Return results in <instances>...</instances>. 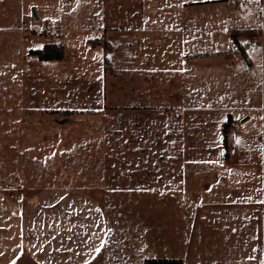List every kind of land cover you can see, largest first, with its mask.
I'll list each match as a JSON object with an SVG mask.
<instances>
[{"label": "rangeland", "instance_id": "1", "mask_svg": "<svg viewBox=\"0 0 264 264\" xmlns=\"http://www.w3.org/2000/svg\"><path fill=\"white\" fill-rule=\"evenodd\" d=\"M232 1L205 9L216 43L192 50L236 52L224 30L260 25L264 0ZM123 2L0 0V195L25 234L8 264H264V47L243 51L252 66L232 55L195 70L188 109L145 75L176 67L179 46L117 32L101 48L107 26L138 21ZM247 29L242 50L261 42ZM126 37L140 43L132 60ZM46 42L62 60L29 54Z\"/></svg>", "mask_w": 264, "mask_h": 264}, {"label": "crops", "instance_id": "2", "mask_svg": "<svg viewBox=\"0 0 264 264\" xmlns=\"http://www.w3.org/2000/svg\"><path fill=\"white\" fill-rule=\"evenodd\" d=\"M124 9L131 10L136 9L137 20H134L133 15H128V20L124 18L123 26L111 25L107 26L109 30L102 31L101 35L105 36L104 41L108 43L115 42L118 38L113 37L117 32H123L129 35L139 36L142 40L143 35H147V38L155 39L160 41L161 44L170 42L179 46V54L176 59L178 60L176 67H172L171 70L160 71V69L146 70L145 75L153 77L152 81L149 78L152 87L159 89L161 92H171L174 95L173 99L183 100L186 102V106L189 109L190 99L187 98L186 94L190 93L189 86L192 83H203L204 80H198L196 78L195 70H202L205 67V63L211 60H219L222 62V58L227 59L232 55L241 54L234 52V48L222 52L221 50L215 51H194L192 47L201 46L211 42L212 35H215L216 29L218 28L219 22L216 23V16L211 13L209 7H221L224 6L232 7L234 10L237 7H233L235 1L229 2L230 0H123ZM262 1L260 6L263 7ZM239 0L237 1L238 6ZM5 6V3H2ZM206 5V6H205ZM208 5V6H207ZM222 8V9H223ZM203 12L201 15L200 13ZM246 11H242L244 13ZM128 13V12H127ZM264 9H262V15ZM200 15V16H199ZM40 19V17H39ZM247 19V18H246ZM245 19V20H246ZM259 24L255 25H244L239 27H231L224 30L230 37V31L241 30L247 28H257L261 31V44L262 49L264 47V16H260ZM118 30L115 31V29ZM220 32V31H219ZM218 32V33H219ZM111 35V37L109 36ZM219 35V34H218ZM113 37V38H112ZM231 39V37H230ZM232 41V39H231ZM48 43V42H46ZM46 43H43L46 44ZM51 43V42H49ZM233 43V41H232ZM140 43L134 41L132 37H126L122 43L121 49L124 54H128L130 57H126L132 60L134 54V47ZM234 44V43H233ZM99 45H96L98 47ZM235 47V46H234ZM103 48V47H101ZM103 50V49H102ZM110 50H105L108 52ZM222 52V53H221ZM249 59V65L252 63ZM127 60V59H126ZM248 61V60H247ZM244 63V59H242ZM203 71V70H202ZM142 75V74H140ZM146 84V85H148ZM147 86V88H151ZM178 95V96H177ZM172 99V100H173ZM184 102V103H185ZM186 108V109H187ZM221 131V129H220ZM221 135V133H220ZM222 142V135H221ZM224 154V150H223ZM229 158V157H228ZM225 159V158H224ZM228 160V159H226ZM24 226L23 218L19 212L18 206L12 202L11 198L0 195V264H8L13 262L24 247Z\"/></svg>", "mask_w": 264, "mask_h": 264}, {"label": "trees", "instance_id": "3", "mask_svg": "<svg viewBox=\"0 0 264 264\" xmlns=\"http://www.w3.org/2000/svg\"><path fill=\"white\" fill-rule=\"evenodd\" d=\"M226 1V0H221ZM255 31L253 29H239L232 30L230 32L231 39L236 47V52L241 54L245 60L248 59L246 54L243 52L242 47L238 44L236 37L237 35H245L252 37ZM105 50L108 48V43L105 41L102 45ZM30 55L36 56L39 61H60L63 59V46L60 43H46L41 48L32 50ZM230 124V118L227 117L225 122L221 125V135H222V146L224 148V157L228 159L229 157V144H228V127ZM145 264H182L181 260H147Z\"/></svg>", "mask_w": 264, "mask_h": 264}, {"label": "built area", "instance_id": "4", "mask_svg": "<svg viewBox=\"0 0 264 264\" xmlns=\"http://www.w3.org/2000/svg\"><path fill=\"white\" fill-rule=\"evenodd\" d=\"M262 48V44L261 42L254 38L252 40H249V41H246L244 44H243V51L247 54L249 53H254V52H257L259 51L260 49ZM235 129V125L234 123H231L229 125V131H233Z\"/></svg>", "mask_w": 264, "mask_h": 264}, {"label": "water", "instance_id": "5", "mask_svg": "<svg viewBox=\"0 0 264 264\" xmlns=\"http://www.w3.org/2000/svg\"><path fill=\"white\" fill-rule=\"evenodd\" d=\"M31 16H32V18H33L34 20H38V16H37L36 11H35L34 8H32V10H31Z\"/></svg>", "mask_w": 264, "mask_h": 264}]
</instances>
